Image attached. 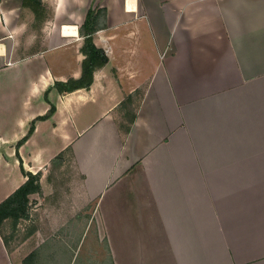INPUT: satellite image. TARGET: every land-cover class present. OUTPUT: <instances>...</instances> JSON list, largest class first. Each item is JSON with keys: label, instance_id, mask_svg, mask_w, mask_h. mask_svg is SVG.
I'll return each instance as SVG.
<instances>
[{"label": "crops", "instance_id": "crops-1", "mask_svg": "<svg viewBox=\"0 0 264 264\" xmlns=\"http://www.w3.org/2000/svg\"><path fill=\"white\" fill-rule=\"evenodd\" d=\"M21 3L0 0V74L27 81L16 101L0 93V202L26 180L21 159L36 173L71 147L84 197L118 189L112 212L134 220L115 219L113 237L99 221L111 261L84 264H264V0H123L122 21L136 29L129 66L109 60L89 89L51 91L56 112L17 155L50 107L45 90L81 75V64L31 66L43 53L21 54ZM129 95L136 118L121 142ZM100 134L104 144L91 143ZM36 232L14 246L0 232V264L59 263L52 246L41 250L51 237L27 248ZM73 262L67 254L61 264Z\"/></svg>", "mask_w": 264, "mask_h": 264}, {"label": "rangeland", "instance_id": "rangeland-1", "mask_svg": "<svg viewBox=\"0 0 264 264\" xmlns=\"http://www.w3.org/2000/svg\"><path fill=\"white\" fill-rule=\"evenodd\" d=\"M122 1L44 0L50 10V17L43 29L39 31L31 26L30 11L25 13L22 21L25 25H22L18 36V44L21 49L18 48V50L21 51L22 55L39 51V53H43L42 57L36 59L31 66L42 65L54 66L55 68L56 66H80L83 55L79 48L83 43V37L80 33L78 36L64 37L62 36L63 27L64 25H70L79 29L83 24L88 8L93 7L96 10H105L104 19L102 18V26L105 25V27L94 34V41L107 52L110 58L109 66H129L130 39L134 36L132 31L136 29L131 23L129 24V21H122L125 15ZM147 36L149 42L150 33H147ZM48 48H54V50L45 51ZM22 66H27L25 60L22 61ZM0 81L3 88L0 93L9 96L13 100L16 97H23L27 83L25 76L21 77L20 83L12 84L14 81L12 72L4 71L0 74ZM135 95H137V99L142 97L140 91ZM8 107L11 108L8 114L10 117L16 111V103L11 101L8 103ZM127 133V130L123 132L121 142H125ZM104 142L105 135L103 134L91 141V143L99 144H104ZM50 163L40 170L33 169L35 172L39 170L42 173V192L30 196L29 218L21 219V223L16 228H14L12 220L9 219L0 229L2 235L7 238L10 245L14 246L18 240L23 241L25 236L37 231L26 243L27 248L28 245L31 246L37 240L51 237L41 250L46 251L52 246V250L55 251L54 254L56 255L55 261L59 262L57 264H61L64 255L67 254L70 258L74 256L73 264H84L89 256L103 257L104 262H110L111 260L106 259L107 255L103 253L105 250L104 245L98 241V239L105 238V236H102L105 233L98 231V223L100 221L105 224V227L109 229V235L113 237L112 228L115 219L120 222L123 217L125 219L130 218L129 215L122 214L126 213L122 212L123 209L120 210L121 214L117 209V214L112 212V207L115 206L114 202L119 206V201L117 199L114 201L112 198L113 193L118 189L110 190L107 194L104 193L101 198L97 195L88 200L83 195L85 193V183L76 167L71 151L65 153L62 161ZM26 170L29 169L26 168ZM131 185L132 181L128 184L129 190ZM3 191L0 187V195L3 194ZM123 201L125 203L127 200ZM130 221L134 220L130 218ZM125 234V238L128 239L129 231H126ZM109 235L108 237H110ZM109 257L107 256V258Z\"/></svg>", "mask_w": 264, "mask_h": 264}, {"label": "trees", "instance_id": "trees-1", "mask_svg": "<svg viewBox=\"0 0 264 264\" xmlns=\"http://www.w3.org/2000/svg\"><path fill=\"white\" fill-rule=\"evenodd\" d=\"M21 8L23 11L28 10L32 13V28L39 31L42 30L43 26L50 17V10L44 0H22ZM104 11V9L96 10L93 7L88 8L83 24L78 29L79 33L83 37V43L79 48V51L83 55V59L81 61V75L78 78L70 77L66 81L55 80L54 83L45 90L43 93V99L50 105V107L45 114L39 115L31 121L27 133L17 143V155H19L18 148L24 144L35 131L37 121L49 119L56 112L55 103L49 99L50 92L55 90L58 94H66L79 89H89L94 82L95 72L108 64L110 59L105 49L98 46L94 41V34L99 29L105 27V25L102 26V18L104 19L105 16ZM133 100V95H129L122 102L123 107L127 108L124 115L125 119L129 123L126 128L127 131L130 130L131 125L136 118L135 111H131L129 109ZM68 151L72 152L71 147H68L65 151L58 153L52 159V164L54 162L62 161L65 157V153ZM21 171L26 177V180L17 189H15L14 192L0 202V229L9 219L12 220V224L14 228H16L21 219L29 218L31 204L30 196L32 194L42 192L41 171L33 173L26 170L22 159ZM2 237L6 242L7 238L4 237V235H2Z\"/></svg>", "mask_w": 264, "mask_h": 264}, {"label": "bare ground", "instance_id": "bare-ground-1", "mask_svg": "<svg viewBox=\"0 0 264 264\" xmlns=\"http://www.w3.org/2000/svg\"><path fill=\"white\" fill-rule=\"evenodd\" d=\"M77 27H75V29L73 28V30H71V31H69V32H73V33H70V34H75L76 36L78 35V33H77Z\"/></svg>", "mask_w": 264, "mask_h": 264}]
</instances>
